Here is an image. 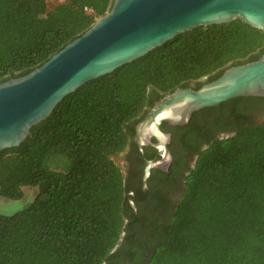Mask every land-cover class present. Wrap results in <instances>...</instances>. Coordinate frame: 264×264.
Returning <instances> with one entry per match:
<instances>
[{
  "label": "trees",
  "instance_id": "16d2710c",
  "mask_svg": "<svg viewBox=\"0 0 264 264\" xmlns=\"http://www.w3.org/2000/svg\"><path fill=\"white\" fill-rule=\"evenodd\" d=\"M113 2L0 0V84L43 65ZM263 55L264 31L238 18L181 33L67 95L0 152V197L38 190L19 212L0 214V264H264V123L200 151L155 243L140 238L147 226L113 160L155 101Z\"/></svg>",
  "mask_w": 264,
  "mask_h": 264
},
{
  "label": "water",
  "instance_id": "95a60500",
  "mask_svg": "<svg viewBox=\"0 0 264 264\" xmlns=\"http://www.w3.org/2000/svg\"><path fill=\"white\" fill-rule=\"evenodd\" d=\"M238 18L264 31V0H114L104 16L43 65L0 84V152L19 146L34 125L88 81L145 56L181 33ZM251 96L264 97V55L228 67L199 89L178 88L165 95L137 124L136 140L142 147L156 136L154 145L168 159L162 123L182 125L204 108ZM162 162L148 163L145 188L151 169ZM131 205L137 211L132 201Z\"/></svg>",
  "mask_w": 264,
  "mask_h": 264
},
{
  "label": "flooded vegetation",
  "instance_id": "af4514ba",
  "mask_svg": "<svg viewBox=\"0 0 264 264\" xmlns=\"http://www.w3.org/2000/svg\"><path fill=\"white\" fill-rule=\"evenodd\" d=\"M207 81L208 78H205L201 83H208ZM189 87L196 89L197 84ZM245 98L252 99H247L246 103L239 106L221 104L204 108L195 112L189 121L182 125L162 123L160 129L167 135L166 145L170 153L168 159H165L160 149L154 145L158 144L156 136L150 138L151 143L140 147L136 140V126L142 120L134 126L130 145L119 155H123L124 164L120 167L131 189L128 196H132L130 201L142 214L141 222L147 226L141 239H147L148 235H152L148 243L161 239L184 194L187 177L194 169L200 151L209 147L215 140L232 137L240 129L258 124L255 121L264 118V101L254 96ZM152 107L148 108L147 114ZM161 160L163 162L159 167L151 169L145 188L144 174L148 163ZM123 264L132 263L124 261Z\"/></svg>",
  "mask_w": 264,
  "mask_h": 264
},
{
  "label": "rangeland",
  "instance_id": "374dc122",
  "mask_svg": "<svg viewBox=\"0 0 264 264\" xmlns=\"http://www.w3.org/2000/svg\"><path fill=\"white\" fill-rule=\"evenodd\" d=\"M255 123L263 124L264 118H262L261 120L257 122L255 121ZM113 160L119 166L124 164L123 155L113 156ZM23 191H24V197L21 200H9V199L0 197V214L12 215V214L19 212L20 210H22L23 208H25L26 206H28L34 201L37 195V192H38V190L34 187H25Z\"/></svg>",
  "mask_w": 264,
  "mask_h": 264
}]
</instances>
